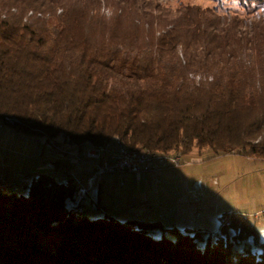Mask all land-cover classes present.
<instances>
[{
  "label": "trees",
  "instance_id": "trees-1",
  "mask_svg": "<svg viewBox=\"0 0 264 264\" xmlns=\"http://www.w3.org/2000/svg\"><path fill=\"white\" fill-rule=\"evenodd\" d=\"M233 1L245 15L157 0H0V119L78 149L117 137L136 152L264 159V0ZM26 186L0 189V264H264V244L234 249L259 232L231 209L215 234L182 232L93 217L83 204L67 214L72 178L38 173Z\"/></svg>",
  "mask_w": 264,
  "mask_h": 264
},
{
  "label": "rangeland",
  "instance_id": "rangeland-1",
  "mask_svg": "<svg viewBox=\"0 0 264 264\" xmlns=\"http://www.w3.org/2000/svg\"><path fill=\"white\" fill-rule=\"evenodd\" d=\"M157 1L171 10L180 5L195 4L201 7H218L221 13L231 11L246 14V10L233 0ZM60 12L61 9L58 10ZM101 12L111 16L114 8L102 1ZM29 16L31 13L28 12L26 18ZM189 78L196 84L205 79L199 73H190ZM0 131V173H3L6 181L15 180L20 187L19 191L23 190V186L30 182L33 175L44 172V167H53L55 157L63 156L62 150L47 141L43 134H26L11 124H4ZM62 144L64 143L61 141L60 146ZM113 144L115 143L108 145L107 153L117 151L118 146ZM174 154L181 156V163L168 164L169 185L164 184L165 180L163 183L151 178L136 180L134 174L143 170L106 171L104 175L109 176L108 180H104L100 187L96 186L85 199L88 212L93 217L109 213L119 220H157L166 228L182 232L201 230L215 234L220 225L218 217L224 210L241 212L239 209L243 208L242 199L256 205L264 200V159H248L239 153L217 155L210 147L194 148L185 154L170 153ZM147 171L150 173L156 170ZM104 175L100 176V181ZM254 214L256 212L253 211L248 216L258 229L259 240L254 242L252 238H248L234 245L237 251L251 249L260 253L263 249L264 219Z\"/></svg>",
  "mask_w": 264,
  "mask_h": 264
},
{
  "label": "built area",
  "instance_id": "built-area-1",
  "mask_svg": "<svg viewBox=\"0 0 264 264\" xmlns=\"http://www.w3.org/2000/svg\"><path fill=\"white\" fill-rule=\"evenodd\" d=\"M1 128V124H0ZM104 150L102 147L87 148L85 150V156L87 159L94 161V169L86 179L85 186H79L77 190L78 197L84 195L91 190L97 183L98 177L107 170H129L139 171L143 168L157 169L161 164L178 165L181 163V156L168 155L166 157H157L149 152H127V148L120 147V149L110 155L109 160L103 158ZM56 174V172H53ZM10 185L0 180V187L3 189L10 188ZM256 217L264 219V207L261 208L257 213Z\"/></svg>",
  "mask_w": 264,
  "mask_h": 264
},
{
  "label": "crops",
  "instance_id": "crops-1",
  "mask_svg": "<svg viewBox=\"0 0 264 264\" xmlns=\"http://www.w3.org/2000/svg\"><path fill=\"white\" fill-rule=\"evenodd\" d=\"M2 130V129H1ZM1 132V131H0ZM47 139V137H46ZM61 138L58 137L54 140H51L50 142L53 144V142H55V147L62 150V154L63 155L62 157H55V160L52 162L53 163V167H44V169H42L44 172H40V173H49V172H52L53 170H62V169H67L69 171H74L77 173L78 177L80 179H84L86 177V175L92 170V163L90 162H87L84 158V153H83V149H78L76 146H72V145H67L63 142V140H60ZM2 140V139H1ZM47 141H49L47 139ZM58 141H60V144H57ZM61 141L63 146H60L61 145ZM2 142L4 143L5 140H2ZM67 145V146H65ZM118 146L119 148V145L118 144H113V146ZM60 146V147H59ZM108 148V147H107ZM106 148V149H107ZM113 148V147H112ZM118 150V149H117ZM116 152V151H115ZM83 154V155H82ZM248 159H253V158H248ZM253 160H258V159H253ZM55 161H60V166L59 167H56L54 162ZM170 166L168 165H160V168L156 171H153V172H150L148 173L147 170H143L142 172H136V176L135 179L136 180H142L143 178L146 180V179H155V180H159L161 183H163V181L165 182L164 184H170L169 180H167V178L169 179L170 178V169H168ZM39 168H43V166H39ZM178 170V169H177ZM38 174V173H36ZM104 175V174H103ZM108 177L109 176H103L102 178V181H100L99 179V182L97 184V188L101 186L102 182H104V180H108ZM0 178H4V175L3 173H0ZM65 177H62L60 179H64ZM15 181V180H13ZM187 183V182H185ZM252 185V183L250 184ZM164 187V186H163ZM242 205H243V208L239 209V210H242L241 214H244V215H249L251 214V212H258L261 208L264 207V205L262 206V204H264V200H261L257 205L256 204H251L252 202L248 203V202H245V199H242ZM252 206V208H251ZM231 210H234V209H231ZM253 210V211H252ZM236 211V210H234ZM237 212V211H236ZM256 214H254L255 216ZM249 217V216H248Z\"/></svg>",
  "mask_w": 264,
  "mask_h": 264
},
{
  "label": "water",
  "instance_id": "water-1",
  "mask_svg": "<svg viewBox=\"0 0 264 264\" xmlns=\"http://www.w3.org/2000/svg\"><path fill=\"white\" fill-rule=\"evenodd\" d=\"M2 120V119H1ZM3 123L4 124H9V123H5L4 121H3ZM4 124H3V126L2 127H4ZM2 127L0 128V130L2 129ZM49 141H51V139H48ZM113 142H115L116 144H118V140L116 141L114 138H113ZM54 144V143H53ZM55 145V144H54ZM88 147H94V146H88ZM88 147H85V148H82L83 149V153H84V158H85V160L87 161V162H90V163H92V170L86 175V177L84 178V179H80L79 177H78V175H77V173L76 172H74V171H69V170H67V169H62V170H53L52 172H49V174H51L52 176H54L55 178H58V179H60V178H62V177H65V178H72L75 182H76V184H77V188L72 192V193H70V194H67L65 197H64V200H63V207H64V211H65V213H67V214H70V213H74V214H76V213H78L79 214V211H78V209L79 208H81V206H82V204L84 205V207H86V205H85V199H86V197H87V195H88V193L90 192V191H92L96 186H97V184H98V182H99V179H100V176H102L104 173H102L99 177H98V179H97V183H96V185L91 189V190H89L87 193H85L84 195H81L80 197H78V194H77V190H78V187L79 186H85L86 185V179H87V177L89 176V174L93 171V169H94V161L93 160H90V159H87L86 158V156H85V150L88 148ZM120 147H122V146H119V148H118V150L120 149ZM103 148V150H104V154H103V158L104 159H106V160H109V157H110V155H112V154H114V153H116V152H111V153H107V149L106 148H104V147H102ZM126 148V147H125ZM128 149V148H127ZM130 150V149H129ZM134 151V150H133ZM106 154H108V157H106ZM162 165V164H161ZM160 168V166L157 168V169H155V170H158ZM110 170H115V169H110ZM141 170H153V169H149V168H143V169H141ZM141 170H139V171H141ZM107 171H109V170H107ZM122 171H129V170H122ZM53 172H56V174H53ZM0 180H2V181H4V182H6V183H8V184H10V185H13V186H11L10 188H6V190H10V191H19L20 190V187L18 186V184L16 183V181H6L5 179H3V178H0ZM27 185V184H26ZM25 185V186H26ZM23 188H28V186H26V187H24L23 186Z\"/></svg>",
  "mask_w": 264,
  "mask_h": 264
},
{
  "label": "bare ground",
  "instance_id": "bare-ground-1",
  "mask_svg": "<svg viewBox=\"0 0 264 264\" xmlns=\"http://www.w3.org/2000/svg\"><path fill=\"white\" fill-rule=\"evenodd\" d=\"M29 13H31L32 14V11H30ZM0 124H1V127L3 126V120H1L0 119ZM114 139L117 141L118 139L116 138V137H114ZM88 148H96V147H88ZM150 150H144L143 152H149ZM127 152H136V151H133V150H129V149H127ZM150 153L152 154V155H154V156H157V157H166V156H168V155H170V154H162V153H158V152H155V151H150ZM174 155H178V154H174ZM0 189H2V190H6V189H3V188H1L0 187ZM75 215H79L78 213H76Z\"/></svg>",
  "mask_w": 264,
  "mask_h": 264
}]
</instances>
